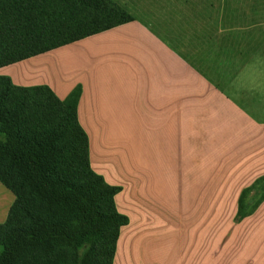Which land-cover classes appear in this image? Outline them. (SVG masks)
Instances as JSON below:
<instances>
[{"label":"crops","instance_id":"0c3cea01","mask_svg":"<svg viewBox=\"0 0 264 264\" xmlns=\"http://www.w3.org/2000/svg\"><path fill=\"white\" fill-rule=\"evenodd\" d=\"M239 4L143 0L145 17L0 68L61 100L82 86L91 166L129 218L114 264H264V199L235 221L264 176V33ZM99 150L118 152L116 175ZM0 189L4 223L15 195Z\"/></svg>","mask_w":264,"mask_h":264},{"label":"trees","instance_id":"16d2710c","mask_svg":"<svg viewBox=\"0 0 264 264\" xmlns=\"http://www.w3.org/2000/svg\"><path fill=\"white\" fill-rule=\"evenodd\" d=\"M132 20L113 0H0V68ZM81 94L61 100L0 74V182L15 195L0 264H114L129 218L116 207L122 188L91 166ZM263 199L264 176L243 191L236 223Z\"/></svg>","mask_w":264,"mask_h":264},{"label":"rangeland","instance_id":"374dc122","mask_svg":"<svg viewBox=\"0 0 264 264\" xmlns=\"http://www.w3.org/2000/svg\"><path fill=\"white\" fill-rule=\"evenodd\" d=\"M120 1L122 3V7L124 9H126L127 12L130 13L132 16L145 17V15L143 13H141V11L146 10L147 6L143 5L140 8V1L142 3L143 0H120ZM239 5L242 7L246 6L250 10L249 19H247V21L250 23L252 22L253 24L258 25L259 30H261L264 33V0H240ZM65 54L66 55L62 56L60 60L65 61L66 66L68 67V65H69L68 53L65 52ZM63 59H65V60H63ZM13 69H15V68H13ZM67 69H69V68H67ZM0 71H2V70H0ZM13 71L14 70H12L11 72L14 73ZM16 71H18V70H16ZM69 71H71V68L69 69ZM29 72H31V70H29ZM17 73L20 75V71H18ZM26 73H28V69L22 68L21 69V76H25ZM2 74L4 75L5 73H2ZM98 153L100 154V156H99L100 160H102V162L105 164L108 163L110 165V167H109L110 171H112V173L116 175V173H117L116 163H118L116 157L119 155L118 152H116V150H114L113 152L109 151V150H103V151L99 150ZM118 157L121 159L120 156H118ZM114 165H116V166H114ZM119 169H120V166H118V171H119ZM8 190L14 195V193L10 189H8ZM0 192H2L1 189H0ZM8 195L9 194H7V196H6V200L9 199ZM7 203H8V201H7ZM154 205H158L160 207L161 202L158 201L157 204L154 203ZM131 247H132V243H130L129 248H128V251L130 250L128 252L129 261H130V259H132V255H131L132 248ZM130 262H132V261H130Z\"/></svg>","mask_w":264,"mask_h":264}]
</instances>
